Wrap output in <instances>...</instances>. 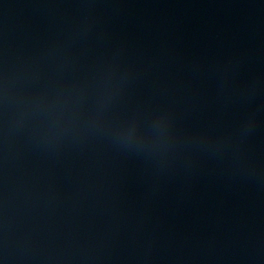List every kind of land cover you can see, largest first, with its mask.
Wrapping results in <instances>:
<instances>
[{
    "label": "water",
    "instance_id": "water-1",
    "mask_svg": "<svg viewBox=\"0 0 264 264\" xmlns=\"http://www.w3.org/2000/svg\"><path fill=\"white\" fill-rule=\"evenodd\" d=\"M264 178V0H0V213Z\"/></svg>",
    "mask_w": 264,
    "mask_h": 264
}]
</instances>
